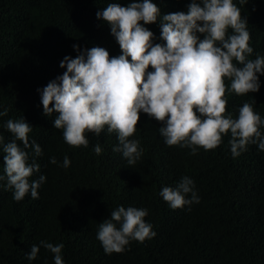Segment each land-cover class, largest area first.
Segmentation results:
<instances>
[{
	"label": "trees",
	"instance_id": "16d2710c",
	"mask_svg": "<svg viewBox=\"0 0 264 264\" xmlns=\"http://www.w3.org/2000/svg\"><path fill=\"white\" fill-rule=\"evenodd\" d=\"M112 2L127 6L135 0H0V111L8 110L0 117V133L4 144L11 142L7 121L24 118L32 126L29 142L42 149L40 156L26 149L29 163L40 165L29 180L46 177L38 199L29 193L15 201L0 147V264H55L41 241L62 243L64 264H264V151L258 145L249 144L233 158L229 132L215 149L198 148L192 154L190 148L167 146L159 132L163 125L141 112L129 139L139 140L143 154L129 165L121 152L113 151L109 133H87L88 147H72L63 130L54 128L58 113H43L38 89L66 71L60 67L65 56L76 58L92 47H103L112 57L122 54L110 25L95 10ZM152 2L164 15L186 12L191 0ZM233 2L247 21L254 50L249 59L264 56V0ZM156 43L165 42L154 37ZM257 75L258 92H226V113L233 119L245 102L264 119V74ZM225 83L230 87V81ZM260 131L264 134V126ZM66 156L67 168L62 166ZM53 157L56 164L50 162ZM185 176L194 181L199 203L173 210L159 193L165 186L175 188ZM119 206L146 209L144 220L156 235L143 243L130 241L122 253L108 255L97 232ZM32 245L40 251L28 260Z\"/></svg>",
	"mask_w": 264,
	"mask_h": 264
},
{
	"label": "clouds",
	"instance_id": "9594fccd",
	"mask_svg": "<svg viewBox=\"0 0 264 264\" xmlns=\"http://www.w3.org/2000/svg\"><path fill=\"white\" fill-rule=\"evenodd\" d=\"M246 3L248 0H240L241 5ZM95 10L97 18L110 25L122 54L112 57L105 48L92 47L76 58L65 56L60 67L66 71L38 89L43 113H58L54 128L63 130L69 146L88 147L87 133L99 136L105 131L116 146L113 151L121 152L127 163L134 165L143 150L139 140L129 138L135 134L143 112L163 125L159 132L167 146L190 148L195 154L198 148L215 149L230 132L233 158L249 144L264 151V134L260 131L264 119L252 105L236 102L241 106L236 119L226 113V92H258L257 73L264 74V56L257 54L254 60L249 59L254 50L249 44L247 21L233 0H191L186 12L164 15L152 0H135L127 6L112 2L102 11L100 7ZM154 37L165 43L153 44ZM73 48L80 51L78 45ZM7 111H0V117ZM6 129L14 137L4 144L0 133L7 187L14 190L17 202L29 193L38 199V189L46 177L29 180L40 171V165L29 163L26 149L32 148L35 156L42 154L39 144L29 142L32 126L24 118L9 119ZM94 151L101 154L98 143ZM50 162L57 163L54 157ZM62 166H70L67 156ZM159 194L173 210L199 203L194 181L187 176L175 188L163 187ZM147 214L146 209L136 207L119 206L111 211L97 232L104 252L122 253L130 241L152 239L156 233L144 220ZM41 244L54 254L55 264H64L62 243ZM39 251V246L32 245L27 259H36Z\"/></svg>",
	"mask_w": 264,
	"mask_h": 264
}]
</instances>
